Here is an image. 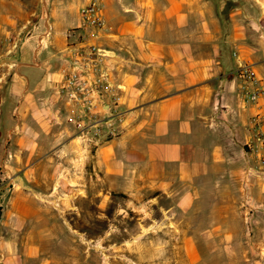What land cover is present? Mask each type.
<instances>
[{
  "label": "crops",
  "instance_id": "crops-1",
  "mask_svg": "<svg viewBox=\"0 0 264 264\" xmlns=\"http://www.w3.org/2000/svg\"><path fill=\"white\" fill-rule=\"evenodd\" d=\"M92 1L0 0V264L52 263L53 225L37 199L85 177L94 128L81 131V108L60 84ZM94 2L102 28L89 42L118 87L122 119L108 137L114 119L95 108L93 169L111 189L148 188L169 200L167 213L203 218L188 229L208 237L196 248L264 264V176L243 177L251 117L264 134V0Z\"/></svg>",
  "mask_w": 264,
  "mask_h": 264
},
{
  "label": "rangeland",
  "instance_id": "rangeland-1",
  "mask_svg": "<svg viewBox=\"0 0 264 264\" xmlns=\"http://www.w3.org/2000/svg\"><path fill=\"white\" fill-rule=\"evenodd\" d=\"M85 144L82 183L54 182L37 199L53 225L44 239L51 264H226L237 256V250L196 248L208 237L188 229L203 218L167 213L171 204L157 192L120 184L111 189L92 167L94 145Z\"/></svg>",
  "mask_w": 264,
  "mask_h": 264
},
{
  "label": "built area",
  "instance_id": "built-area-1",
  "mask_svg": "<svg viewBox=\"0 0 264 264\" xmlns=\"http://www.w3.org/2000/svg\"><path fill=\"white\" fill-rule=\"evenodd\" d=\"M94 0L83 11L82 33L69 45L71 54L67 64L62 82L60 93L65 95L75 105L81 108L82 118L80 120L84 133L85 128L93 127L91 136L85 133L86 141L94 146L101 135L100 124L103 120L94 115L95 108H105L109 110L114 121L107 120L106 136L114 137L117 135L118 127L121 122V115L116 111L117 89L118 87L111 81V76L105 68L101 66V55L99 49L89 42L91 32L102 28V21L94 12ZM239 76L246 83H252L253 74L247 66H242L238 72ZM245 97L249 102H254L257 91L245 92ZM250 138L245 143V149L249 156L247 165L243 170L244 181L247 182L251 176L262 178L264 176V134L260 129V121L257 115L249 120Z\"/></svg>",
  "mask_w": 264,
  "mask_h": 264
}]
</instances>
